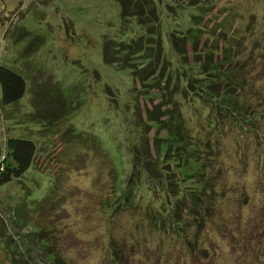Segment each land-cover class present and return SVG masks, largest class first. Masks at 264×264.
Returning <instances> with one entry per match:
<instances>
[{
  "label": "rangeland",
  "instance_id": "1",
  "mask_svg": "<svg viewBox=\"0 0 264 264\" xmlns=\"http://www.w3.org/2000/svg\"><path fill=\"white\" fill-rule=\"evenodd\" d=\"M153 1L148 34L115 0H0V65L25 81L0 101V158L10 137L37 146L0 186V264H264V0ZM138 36L163 46L129 57L143 82L101 58ZM131 145L167 185L132 170Z\"/></svg>",
  "mask_w": 264,
  "mask_h": 264
},
{
  "label": "trees",
  "instance_id": "2",
  "mask_svg": "<svg viewBox=\"0 0 264 264\" xmlns=\"http://www.w3.org/2000/svg\"><path fill=\"white\" fill-rule=\"evenodd\" d=\"M115 2L120 8L119 9L120 18L123 19L134 18L137 24H139L140 26L142 25L146 26L147 33L151 34L148 26L152 22L153 24H155L158 19V10L153 0H115ZM153 34L155 33L153 32ZM175 37L176 36L174 34L170 33L166 38V41L171 45V48L173 49V52H175L177 57L181 55L183 56L181 48H179L176 43ZM115 41L116 40H114V38H107L103 40V43L101 45L102 61L106 65L115 66L117 69L130 68L133 79H139V81L143 82L144 79L142 77H143L144 68L140 69L137 67L138 70L137 69L135 70L132 66L126 65V63L131 64L130 62L131 58H134L135 56L138 55H140L139 56L140 59L143 57H146L148 59L147 62L144 64L145 67L150 64L149 61H151L152 59H154L155 62H157L159 60V54L161 53V51L163 52L162 50L163 46L162 44H160V38L159 37L157 38V43H156L157 52L155 54L149 51V49L147 48L148 45H145L141 42L140 36H138L135 39H130V41L129 40H119L116 42ZM230 77H231L230 74L226 75L224 77L226 80H223L222 83L228 81L227 79H229ZM186 81H188V83H191V79H189V76H187V80L185 79V83ZM167 84H168V79L166 85ZM210 84H215L216 88L219 90V94H217L218 97L215 96L214 99L217 101L216 103H218V105L221 106L223 110H225L224 113L226 114V117L228 118L233 117L234 120L237 123H239V125L242 126L241 121H244L243 118L247 117L248 111H243L242 113L239 111L237 112L236 108L233 105L224 102L223 87H221L220 84L218 83L216 84L210 82L209 84L206 85V88L208 90L212 88ZM0 90H1L0 101L3 105L15 103L19 98H21V96L25 91V81L19 73L13 71L10 68L0 65ZM180 94L184 95L182 90H180ZM60 101L63 100L60 99ZM238 109L240 110V108ZM61 115H63V113H58V115L57 113H55L53 114V118H55L56 116L58 118ZM150 119L155 121V118H150ZM49 120L50 119L48 118L47 121L51 122V120L53 119H51L50 121ZM168 129L169 130L173 129L172 122L169 124ZM255 133L258 132L255 131ZM173 138L174 136L172 134L167 136L168 145L173 144L172 142V140H174ZM143 139L144 138H137L136 141L142 143ZM138 149L139 148L137 145H133V146L131 145L129 153L131 156L130 161H131L132 170L134 171L136 168L141 167L142 175L145 176L153 175L158 179L159 185L162 186V183L164 182L165 178L162 171L159 170L157 159L153 158L152 156H148L147 152L142 155ZM36 150H37L36 143L34 140H31L30 138L15 136L7 139L5 143V154L2 156V158H0V186L6 183H10L12 181H19V179L23 177L22 175L25 173V171L32 165V162L36 154ZM196 174L199 175L201 173L197 172ZM206 181L205 183L206 186L208 187L209 180ZM130 182H131V175H129V177L126 180L127 185H129ZM163 184L167 185L166 183ZM128 196L129 194L127 192L125 193L123 192L121 205H126L125 202L127 201ZM182 208H179L178 210Z\"/></svg>",
  "mask_w": 264,
  "mask_h": 264
}]
</instances>
